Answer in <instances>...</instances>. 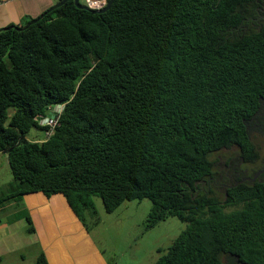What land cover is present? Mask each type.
I'll return each instance as SVG.
<instances>
[{
	"label": "trees",
	"instance_id": "16d2710c",
	"mask_svg": "<svg viewBox=\"0 0 264 264\" xmlns=\"http://www.w3.org/2000/svg\"><path fill=\"white\" fill-rule=\"evenodd\" d=\"M251 12L237 0H114L93 14L68 0L0 32V153L17 187L3 202L62 195L85 227L94 196L107 213L147 199V229L187 223L154 264H264V182L222 193L211 160L234 147L259 158L246 124L264 102V32L243 30ZM54 106L53 134L27 141ZM35 264H48L43 252Z\"/></svg>",
	"mask_w": 264,
	"mask_h": 264
},
{
	"label": "crops",
	"instance_id": "0c3cea01",
	"mask_svg": "<svg viewBox=\"0 0 264 264\" xmlns=\"http://www.w3.org/2000/svg\"><path fill=\"white\" fill-rule=\"evenodd\" d=\"M58 1L0 0V28L21 25L24 19L39 16ZM21 200L24 206L20 209L18 202L0 206V264H35L40 252L48 264H105L86 228L62 195L47 198L34 193L22 196ZM49 204L54 208L48 207ZM57 212L59 216L70 214L76 222L71 219L68 223L56 222L53 217ZM7 213H13L14 217ZM27 215L34 227L31 234L26 233ZM47 219L52 223L48 224ZM41 220L45 221L41 223Z\"/></svg>",
	"mask_w": 264,
	"mask_h": 264
},
{
	"label": "rangeland",
	"instance_id": "374dc122",
	"mask_svg": "<svg viewBox=\"0 0 264 264\" xmlns=\"http://www.w3.org/2000/svg\"><path fill=\"white\" fill-rule=\"evenodd\" d=\"M80 2L84 3V0H80ZM24 22L25 19L21 25L24 26ZM56 107H52L53 110ZM11 113L12 110H9V114ZM25 138L27 141H40L44 139V132L41 129H32L25 135ZM253 142L259 150V161L255 166L260 167L264 164V133H253ZM237 153L236 149H229L212 154L211 160L214 163L215 178L223 175V178L226 179L225 173L228 169L222 167V163L232 167L237 165ZM213 184L223 193L222 185L218 181H214ZM10 187L14 190L17 188L9 169L7 156L1 154L0 206L8 203V201L3 202V200L10 194ZM92 200L96 215L91 216L86 213L84 224L89 239L94 242L95 248L105 264H154L187 226V223L181 222L175 217H169L156 226L147 229V219L152 206L147 199L124 202L111 213L105 211L99 197L94 196ZM18 204L19 209L20 206H24L22 200ZM48 207L54 208L50 204ZM7 215L14 217L13 213H7ZM50 219L46 220L48 224L52 223ZM53 219L58 223H68L70 219L72 222H76L70 214L69 217L66 214L59 216L58 212ZM44 221L41 220L40 222L43 223ZM79 223L82 224L80 221ZM224 262L234 264L227 259H224Z\"/></svg>",
	"mask_w": 264,
	"mask_h": 264
},
{
	"label": "flooded vegetation",
	"instance_id": "af4514ba",
	"mask_svg": "<svg viewBox=\"0 0 264 264\" xmlns=\"http://www.w3.org/2000/svg\"><path fill=\"white\" fill-rule=\"evenodd\" d=\"M210 1L212 3H218L221 0ZM237 1H239V4L241 6L251 9L252 11L249 16L245 19L244 25L242 26L243 30H257L264 32V0ZM246 131L252 142L253 133H264V102L261 104L258 113L246 124ZM231 149H236L238 152V149L235 147ZM237 157V165L233 167L229 166L226 163H222V167L228 169L225 173L226 179L223 178V175H220L219 178H214L215 182L218 181L219 184L222 185L221 189L228 190L245 183L253 185L256 182H264V164L260 167L255 166L258 163L259 158L257 159V161L252 163L246 161L244 158L239 156L238 153ZM234 264L239 263L237 261H234Z\"/></svg>",
	"mask_w": 264,
	"mask_h": 264
},
{
	"label": "built area",
	"instance_id": "2783aa9c",
	"mask_svg": "<svg viewBox=\"0 0 264 264\" xmlns=\"http://www.w3.org/2000/svg\"><path fill=\"white\" fill-rule=\"evenodd\" d=\"M84 5L87 6L90 10H100L106 5V0H84ZM57 106L56 109L49 108L50 111L54 114L52 117H45L43 120L40 121V125L47 127V130L44 132V139H48L58 125L60 113L62 107Z\"/></svg>",
	"mask_w": 264,
	"mask_h": 264
},
{
	"label": "water",
	"instance_id": "95a60500",
	"mask_svg": "<svg viewBox=\"0 0 264 264\" xmlns=\"http://www.w3.org/2000/svg\"><path fill=\"white\" fill-rule=\"evenodd\" d=\"M67 1H68V0H60L59 2H57L56 4H54V5H52L50 8H48L45 12L41 13V14L39 15L38 18H36V19L30 21L29 23H27V24L24 25L23 27H16L15 25H13V26H10V27L0 28V32H2V31H7V30H9V29H11V28H14V29H16V30H18V31L24 30V29H26L28 26H30L31 24H34V23H36L39 19L43 18V16H44L46 13L51 12L52 10L61 7V6H62L63 4H65ZM113 1H114V0H109V1L106 3V5H105L102 9H100V10H90L87 6L82 5V4L80 3V0H73V3H74V5H75L77 8H79V9H83V10H86V11H90V12L93 13V14H102V13H105L107 10H109V8L111 7ZM46 116H47V117H52V116H54V114L52 113V111H50L49 109H47V110H46Z\"/></svg>",
	"mask_w": 264,
	"mask_h": 264
}]
</instances>
